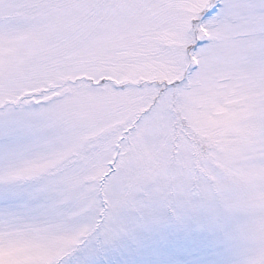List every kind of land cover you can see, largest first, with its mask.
<instances>
[{"label": "snow or ice", "instance_id": "snow-or-ice-1", "mask_svg": "<svg viewBox=\"0 0 264 264\" xmlns=\"http://www.w3.org/2000/svg\"><path fill=\"white\" fill-rule=\"evenodd\" d=\"M0 264H264V0H0Z\"/></svg>", "mask_w": 264, "mask_h": 264}]
</instances>
